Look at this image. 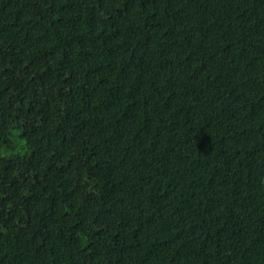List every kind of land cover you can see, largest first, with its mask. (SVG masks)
<instances>
[{"label": "trees", "instance_id": "trees-1", "mask_svg": "<svg viewBox=\"0 0 264 264\" xmlns=\"http://www.w3.org/2000/svg\"><path fill=\"white\" fill-rule=\"evenodd\" d=\"M0 264H264V0H0Z\"/></svg>", "mask_w": 264, "mask_h": 264}]
</instances>
